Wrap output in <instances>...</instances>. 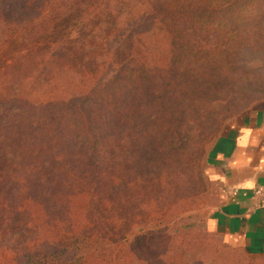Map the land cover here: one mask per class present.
I'll return each instance as SVG.
<instances>
[{
  "label": "trees",
  "instance_id": "trees-1",
  "mask_svg": "<svg viewBox=\"0 0 264 264\" xmlns=\"http://www.w3.org/2000/svg\"><path fill=\"white\" fill-rule=\"evenodd\" d=\"M202 1L0 0V264H242L186 257L197 234L168 220L209 198L213 140L264 97L236 61L264 0Z\"/></svg>",
  "mask_w": 264,
  "mask_h": 264
},
{
  "label": "crops",
  "instance_id": "crops-1",
  "mask_svg": "<svg viewBox=\"0 0 264 264\" xmlns=\"http://www.w3.org/2000/svg\"><path fill=\"white\" fill-rule=\"evenodd\" d=\"M207 226L250 256L264 255V207L253 187L264 186V97L229 120L208 155Z\"/></svg>",
  "mask_w": 264,
  "mask_h": 264
},
{
  "label": "rangeland",
  "instance_id": "rangeland-1",
  "mask_svg": "<svg viewBox=\"0 0 264 264\" xmlns=\"http://www.w3.org/2000/svg\"><path fill=\"white\" fill-rule=\"evenodd\" d=\"M202 2H206L207 4L209 0H203ZM213 5H216L217 7L218 3L215 2ZM126 41H127V37L124 36L123 38L121 37V40L119 42L112 41L108 43L106 47L108 48L109 51H113L118 47L119 48L123 47ZM139 48L141 50H145L146 47L145 45H143V46H139ZM236 61L238 66H240L242 69L250 71V73H253L256 76L263 75L264 74V39L259 40V42L255 43L253 46L252 45L250 46L248 44L242 46L237 52ZM117 68L118 67H116L115 64L110 60V56L105 58L104 65L102 66L98 74V77L94 79L91 88L93 89L99 87L103 84H106L108 81L112 80L117 74L116 73ZM80 99H81V95L77 93H69L65 97V102L67 104L74 105ZM255 101L257 100H254L252 103H250L249 107ZM237 115L231 116L225 120L217 136L220 134L221 130L224 128L226 123L229 120L234 119ZM208 200H209L208 197H206L205 199H202L201 197L195 203L192 202L188 204V202H186L185 204H183L180 202L178 208L170 213L172 215L168 216V220H171V224H173V226L175 224L181 225L184 223L185 224L189 223L192 226L190 227V229H185V232L192 231L193 233L197 234L194 237L195 239H192L191 242L192 248L185 249L186 257L187 256L191 257L193 254L205 253L210 255V257L212 256L217 257L218 262H221L223 260V259L221 260L220 257L222 256L224 259L230 261L231 259H233L236 260V262L238 261L242 264H246L247 262H249L248 260H250L251 258H260L261 256H264V255L250 256L246 254L245 251L238 244L226 240V238H224L221 234L211 230L207 226V221H206L207 215L205 213V207H204L206 206ZM168 223L170 224L169 221ZM148 225H150L148 222L146 224L143 222H139L134 224L132 230L137 231V229L140 227L147 228Z\"/></svg>",
  "mask_w": 264,
  "mask_h": 264
},
{
  "label": "built area",
  "instance_id": "built-area-1",
  "mask_svg": "<svg viewBox=\"0 0 264 264\" xmlns=\"http://www.w3.org/2000/svg\"><path fill=\"white\" fill-rule=\"evenodd\" d=\"M251 197L254 202V207L263 208L264 207V186L256 185L253 187L251 192Z\"/></svg>",
  "mask_w": 264,
  "mask_h": 264
}]
</instances>
